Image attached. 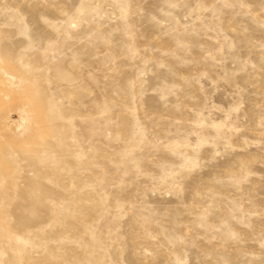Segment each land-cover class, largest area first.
Masks as SVG:
<instances>
[{
	"label": "rangeland",
	"instance_id": "1",
	"mask_svg": "<svg viewBox=\"0 0 264 264\" xmlns=\"http://www.w3.org/2000/svg\"><path fill=\"white\" fill-rule=\"evenodd\" d=\"M0 264H264V0H0Z\"/></svg>",
	"mask_w": 264,
	"mask_h": 264
}]
</instances>
